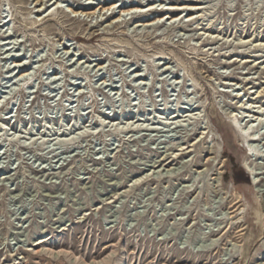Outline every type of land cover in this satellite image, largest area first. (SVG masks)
<instances>
[{
    "label": "rangeland",
    "instance_id": "obj_1",
    "mask_svg": "<svg viewBox=\"0 0 264 264\" xmlns=\"http://www.w3.org/2000/svg\"><path fill=\"white\" fill-rule=\"evenodd\" d=\"M242 103L264 0H0V264H264Z\"/></svg>",
    "mask_w": 264,
    "mask_h": 264
},
{
    "label": "bare ground",
    "instance_id": "obj_2",
    "mask_svg": "<svg viewBox=\"0 0 264 264\" xmlns=\"http://www.w3.org/2000/svg\"><path fill=\"white\" fill-rule=\"evenodd\" d=\"M37 1H40V3H42V0H37ZM197 1V0H196ZM56 1H54L53 3H55ZM117 4V3H116ZM200 5H195V7H196V9H198V8H200L199 7ZM105 9L106 8V10H109L110 8L109 7H105V6H100V9ZM132 8H137V7H130V8H125V7H123V9H120V10H122V12H127V14H128V12L129 11H132L131 9ZM99 9V8H98ZM137 10V9H136ZM135 10V11H136ZM139 10V9H138ZM140 11V10H139ZM121 12V13H122ZM95 13V12H94ZM123 15V14H122ZM165 16H167V15H165ZM189 17H191V16H193V15H188ZM168 17V16H167ZM120 18V17H119ZM118 18V19H119ZM117 19V18H116ZM16 62H18V61H16ZM19 65H21L19 62L17 63V64H15V66H19ZM21 68L20 69H18V73H20V72H22L23 70H22V67H24V66H20ZM260 93L261 91H256V93ZM258 96V95H257ZM254 104V103H253ZM242 106H246V108L244 107V110L245 109H248V111H245V112H248L249 114L252 112L253 113V116H256V117H254V119H257V120H259L260 122L262 121V117H263V115H264V104H260V105H253V106H251V104L247 107V103H242ZM241 106V107H242ZM255 108H257L256 110H255ZM194 110V109H193ZM193 110H186V111H184V114H183V116L184 117H187V116H189V118L191 119V117H192V115H194V114H196V113H194V111ZM196 112V111H195ZM179 114V113H178ZM176 115V116H174V117H181V116H179V115ZM172 116V117H173ZM245 116H248V115H245ZM241 118V117H240ZM186 119V118H185ZM188 119V118H187ZM179 121V120H178ZM117 122V121H116ZM115 122V123H116ZM130 122V121H129ZM177 122V121H176ZM132 123V125H133V122H131ZM135 123V122H134ZM174 123V122H173ZM249 123V122H248ZM114 124V123H113ZM119 124V122H117L116 123V125H118ZM178 124V123H177ZM180 124V123H179ZM131 125V126H132ZM138 125V124H137ZM253 125V124H252ZM142 126V125H141ZM177 126V125H176ZM251 126V125H250ZM133 127V126H132ZM136 127V126H135ZM138 127V126H137ZM131 129V128H130Z\"/></svg>",
    "mask_w": 264,
    "mask_h": 264
}]
</instances>
